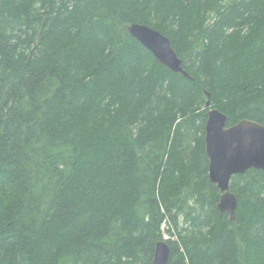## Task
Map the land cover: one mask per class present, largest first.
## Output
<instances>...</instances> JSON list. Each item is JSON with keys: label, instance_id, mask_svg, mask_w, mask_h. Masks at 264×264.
<instances>
[{"label": "trees", "instance_id": "trees-1", "mask_svg": "<svg viewBox=\"0 0 264 264\" xmlns=\"http://www.w3.org/2000/svg\"><path fill=\"white\" fill-rule=\"evenodd\" d=\"M204 92L264 126V0H0V264H152L166 218L168 264H264V172L217 211Z\"/></svg>", "mask_w": 264, "mask_h": 264}, {"label": "water", "instance_id": "water-1", "mask_svg": "<svg viewBox=\"0 0 264 264\" xmlns=\"http://www.w3.org/2000/svg\"><path fill=\"white\" fill-rule=\"evenodd\" d=\"M183 1L188 3V0ZM124 29L170 72L187 76L169 39L159 31L137 23L126 24ZM207 117L205 152L209 160V180L221 192L218 211L228 214L233 221L237 199L230 192L229 182L232 176L244 175L249 169L264 172V126L251 121L227 126V117L216 110H209ZM169 253L168 245L159 241L153 264H168Z\"/></svg>", "mask_w": 264, "mask_h": 264}, {"label": "rangeland", "instance_id": "rangeland-1", "mask_svg": "<svg viewBox=\"0 0 264 264\" xmlns=\"http://www.w3.org/2000/svg\"><path fill=\"white\" fill-rule=\"evenodd\" d=\"M161 234H162V238L165 241L173 242L176 241L177 239L174 235L173 227L171 226V222L168 218L165 219V222L161 226Z\"/></svg>", "mask_w": 264, "mask_h": 264}, {"label": "bare ground", "instance_id": "bare-ground-1", "mask_svg": "<svg viewBox=\"0 0 264 264\" xmlns=\"http://www.w3.org/2000/svg\"><path fill=\"white\" fill-rule=\"evenodd\" d=\"M206 102H209V97L207 98L206 97ZM206 102H205V108L207 109V112L209 111V110H216V109H214V108H212L211 107V105H210V102H209V106L208 107H206ZM216 111H218V110H216ZM207 112H206V122H205V127H204V131L206 132V124H207V119H208V117H207ZM219 112V111H218ZM220 113V112H219ZM221 114V113H220ZM221 115H223V114H221ZM224 116V115H223ZM243 121H247V120H243ZM240 123V122H239ZM205 135V134H204ZM204 150H205V136H204ZM206 153V152H205ZM208 166H209V160H208ZM249 170H251V169H249ZM255 170V169H254ZM259 171V170H258ZM233 177V176H232ZM231 177V178H232ZM208 179H209V172H208ZM231 180V179H230ZM210 181V180H209ZM211 183V182H210ZM230 183V182H229ZM212 184V183H211ZM217 188V187H216ZM218 189V188H217ZM218 191H219V189H218ZM219 194H220V196H221V192L219 191ZM220 196H219V200H220ZM218 204H219V201H218ZM218 204H217V206H218ZM216 206V207H217ZM217 211H218V209H217ZM219 212V211H218ZM220 213V212H219ZM221 214V213H220ZM224 214H226V213H224ZM224 214H221V215H224ZM227 216H228V218H229V215L228 214H226ZM229 220H230V218H229ZM230 221H232V220H230ZM163 225V223L161 224V226ZM160 230H161V228H160ZM164 242H165V240H163ZM159 242V241H158ZM158 242H156V244L158 243ZM156 244H155V246H154V248H153V255H152V257H153V259H152V264H153V260H154V253H155V247H156Z\"/></svg>", "mask_w": 264, "mask_h": 264}]
</instances>
